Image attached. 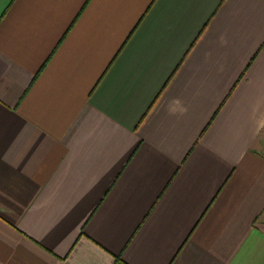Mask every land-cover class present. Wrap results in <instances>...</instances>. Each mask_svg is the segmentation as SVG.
I'll list each match as a JSON object with an SVG mask.
<instances>
[{
  "label": "crops",
  "instance_id": "0c3cea01",
  "mask_svg": "<svg viewBox=\"0 0 264 264\" xmlns=\"http://www.w3.org/2000/svg\"><path fill=\"white\" fill-rule=\"evenodd\" d=\"M264 264V0H0V264Z\"/></svg>",
  "mask_w": 264,
  "mask_h": 264
},
{
  "label": "trees",
  "instance_id": "16d2710c",
  "mask_svg": "<svg viewBox=\"0 0 264 264\" xmlns=\"http://www.w3.org/2000/svg\"><path fill=\"white\" fill-rule=\"evenodd\" d=\"M118 264V263H117Z\"/></svg>",
  "mask_w": 264,
  "mask_h": 264
}]
</instances>
